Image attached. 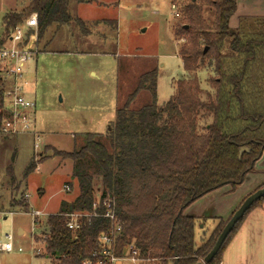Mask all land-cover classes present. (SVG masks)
<instances>
[{"label": "trees", "instance_id": "16d2710c", "mask_svg": "<svg viewBox=\"0 0 264 264\" xmlns=\"http://www.w3.org/2000/svg\"><path fill=\"white\" fill-rule=\"evenodd\" d=\"M69 2L29 0L21 12L6 13L0 45L29 15L36 16L38 41L52 27L68 26L72 22ZM204 6L212 10L211 21L203 16ZM235 11L236 0H190L180 12L183 23L174 31L182 42L177 54L186 77L173 84L169 100L157 107L158 69L144 70L105 134H84L79 149L56 152L72 163L71 178L78 194L47 217L42 236L46 256L58 264L95 262L96 238L113 229L102 217L107 211L120 228L114 238L116 257L131 245L142 264H197L212 249L228 220L218 221L209 238L196 247V218L185 210L217 189L228 186L233 191L253 172L264 150V17L240 18L237 28L231 29L229 20ZM76 25L86 32L81 20ZM203 67L212 69L208 91L198 79ZM144 92L147 103L134 109ZM3 107L0 94V134L8 118ZM38 164L31 158L23 177ZM6 175L17 191L20 184L12 165ZM95 181L101 186L98 198ZM103 200L109 207L102 205ZM263 202L264 197L245 213L209 264L221 263L244 218ZM13 206L28 208L23 201ZM71 212L87 215L76 231L66 227Z\"/></svg>", "mask_w": 264, "mask_h": 264}, {"label": "rangeland", "instance_id": "374dc122", "mask_svg": "<svg viewBox=\"0 0 264 264\" xmlns=\"http://www.w3.org/2000/svg\"><path fill=\"white\" fill-rule=\"evenodd\" d=\"M189 1L70 0L72 22L68 26L52 27L39 41L32 35L27 37L36 55L28 62L22 82L24 96L35 103V109L29 112L34 133L0 134V243L9 234L15 247L11 253L0 252V264H58L42 248L45 222L59 211L62 202H71L77 196L78 187L71 178L72 163L56 152L79 149L84 134H105L117 107L125 102L144 70L158 69L157 107L169 100L173 84L186 77L177 54L182 42L176 40L174 31L183 23L180 12ZM28 2L0 0V39L5 14L21 12ZM203 16L212 20L209 6H204ZM76 20L84 23L86 32L79 29ZM211 76L209 67L198 73L204 91L209 90L207 80ZM9 87L8 77L1 72V96ZM147 101L148 93H141L133 108ZM35 135L39 136L37 149ZM31 158L39 164L24 178ZM10 165L20 184L17 191L10 187L6 175ZM100 190L95 181V196ZM22 201L28 206L26 211L13 206ZM35 212L40 213V224L36 225L32 216ZM202 225L201 230L197 226L194 229L196 244L212 233L210 222Z\"/></svg>", "mask_w": 264, "mask_h": 264}, {"label": "built area", "instance_id": "2783aa9c", "mask_svg": "<svg viewBox=\"0 0 264 264\" xmlns=\"http://www.w3.org/2000/svg\"><path fill=\"white\" fill-rule=\"evenodd\" d=\"M29 35H32L33 40L37 37V19L35 15L29 16L17 25L5 42L0 45V73L2 72L8 77L10 84V87L2 94L3 105L8 113V118L1 125V133L4 135L14 136L34 133L32 132V120L29 112L35 109V103L24 96L25 83L22 82V76L28 62L36 55L35 48L28 46L29 39L27 37ZM38 140L39 136L35 135L34 149L38 148ZM96 197L98 198L99 194ZM97 204L98 202L93 204V209L96 208ZM102 205L109 207V202L103 200ZM32 216L34 217V225L40 224L38 220L40 213H32ZM66 217V227L71 231H76L80 228L79 220L83 217L86 218L87 215L71 212ZM102 217L111 222L113 229L100 234L96 238L98 253H94L92 256L98 255V259L95 262L85 259L82 264H142L137 251L131 245L127 247L122 256L116 257L113 255L114 238L120 232V228L112 212L107 211ZM12 240V236L6 234L4 241L0 243V252L11 253L15 251ZM42 244L44 250L43 241ZM16 251L22 252V249L16 248ZM39 252L40 250H38Z\"/></svg>", "mask_w": 264, "mask_h": 264}, {"label": "crops", "instance_id": "0c3cea01", "mask_svg": "<svg viewBox=\"0 0 264 264\" xmlns=\"http://www.w3.org/2000/svg\"><path fill=\"white\" fill-rule=\"evenodd\" d=\"M264 17V0H236V11L229 20V27L236 29L240 18ZM264 185V150L242 184L233 191L226 186L210 192L186 210L185 214L196 218L195 227L202 229L206 221L212 231L218 221H227L243 200ZM195 229V228H194ZM20 231V230H19ZM18 231V232H19ZM211 231V232H212ZM202 236L203 235L202 233ZM207 237L200 239V246ZM220 264H264V202L252 209L244 218L236 233L225 247Z\"/></svg>", "mask_w": 264, "mask_h": 264}, {"label": "water", "instance_id": "95a60500", "mask_svg": "<svg viewBox=\"0 0 264 264\" xmlns=\"http://www.w3.org/2000/svg\"><path fill=\"white\" fill-rule=\"evenodd\" d=\"M264 197V187L255 190L253 193L248 195L240 206L235 210L231 217L226 222L219 236L217 237L212 249L208 254L202 259L201 262L197 264H209L212 259L216 256L224 241L228 235L233 230L234 226L243 218L245 213L260 199Z\"/></svg>", "mask_w": 264, "mask_h": 264}]
</instances>
